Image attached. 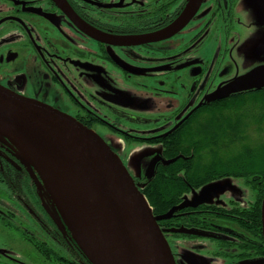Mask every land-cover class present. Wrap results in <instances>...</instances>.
<instances>
[{"label":"flooded vegetation","instance_id":"obj_1","mask_svg":"<svg viewBox=\"0 0 264 264\" xmlns=\"http://www.w3.org/2000/svg\"><path fill=\"white\" fill-rule=\"evenodd\" d=\"M63 1L65 8L0 0V87L97 134L137 189L149 182L144 168L153 157L138 162L135 176L126 149L159 146L155 170L167 144L208 112L264 93L262 86L210 101L264 71V0ZM34 177L41 184L0 137V264H91ZM240 179L251 200L231 194L194 205L183 197L206 184L179 192L171 207L178 209L159 226L174 264H264L263 188L258 177Z\"/></svg>","mask_w":264,"mask_h":264},{"label":"water","instance_id":"obj_2","mask_svg":"<svg viewBox=\"0 0 264 264\" xmlns=\"http://www.w3.org/2000/svg\"><path fill=\"white\" fill-rule=\"evenodd\" d=\"M53 1L66 7L63 0ZM262 86L263 70L236 80L228 93L210 101ZM0 137L13 142L22 161L32 164L91 264H174L157 223L170 213L154 217L121 160L97 134L63 113L0 87ZM262 196L264 240V190Z\"/></svg>","mask_w":264,"mask_h":264},{"label":"trees","instance_id":"obj_3","mask_svg":"<svg viewBox=\"0 0 264 264\" xmlns=\"http://www.w3.org/2000/svg\"><path fill=\"white\" fill-rule=\"evenodd\" d=\"M162 157L165 162L155 167L148 183L138 187L155 218L177 210L171 208L179 201L174 199L186 187L218 178L232 176L248 182L258 177L264 190V93L208 112L179 142L168 143ZM179 173L187 175L168 178ZM168 221L169 217L157 223L162 227Z\"/></svg>","mask_w":264,"mask_h":264},{"label":"rangeland","instance_id":"obj_4","mask_svg":"<svg viewBox=\"0 0 264 264\" xmlns=\"http://www.w3.org/2000/svg\"><path fill=\"white\" fill-rule=\"evenodd\" d=\"M126 149L125 153L132 158L133 160L135 159L137 162L135 165H130L129 169L133 175H139L141 169L138 167V162L140 164L147 158L148 156L151 155L153 157L151 161H148L145 164V172L144 174L146 177L149 179L152 177L154 173V164L157 159H159V153H160V148L159 146H153L152 148L148 147H140L139 149H132L130 148ZM124 157V156H123ZM150 159V158H147ZM146 159V160H147ZM139 164V166H140ZM142 185V184H141ZM141 185L139 187H141ZM248 189L247 187L244 186L243 180L242 179H237L233 177H228L224 179H217V181L214 182H209L206 183V185H203L199 188L193 189L190 192L186 193L185 196L183 197L184 203H191V204H196V203H225L229 201L230 195L234 194L236 197L239 199H250V197L247 196L248 194ZM232 196V195H231ZM243 200V201H244Z\"/></svg>","mask_w":264,"mask_h":264},{"label":"bare ground","instance_id":"obj_5","mask_svg":"<svg viewBox=\"0 0 264 264\" xmlns=\"http://www.w3.org/2000/svg\"><path fill=\"white\" fill-rule=\"evenodd\" d=\"M50 172H51V173H54V174L59 178V180H62V178H61V176H60L59 174L57 175V173H55V172L52 171V170H50Z\"/></svg>","mask_w":264,"mask_h":264}]
</instances>
